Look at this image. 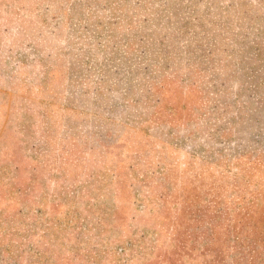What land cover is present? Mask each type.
<instances>
[{
	"label": "rangeland",
	"instance_id": "374dc122",
	"mask_svg": "<svg viewBox=\"0 0 264 264\" xmlns=\"http://www.w3.org/2000/svg\"><path fill=\"white\" fill-rule=\"evenodd\" d=\"M254 244L264 0H0V264Z\"/></svg>",
	"mask_w": 264,
	"mask_h": 264
},
{
	"label": "trees",
	"instance_id": "16d2710c",
	"mask_svg": "<svg viewBox=\"0 0 264 264\" xmlns=\"http://www.w3.org/2000/svg\"><path fill=\"white\" fill-rule=\"evenodd\" d=\"M221 206V205H220ZM221 209H219V213L220 215H217L220 219L221 222H225L226 220H230V211L226 208V207H220ZM191 235V233L189 234ZM212 234H210V236L206 239L209 242H212L211 237ZM192 239V236L190 237ZM205 238V237H204ZM238 240V239H237ZM238 243H240L238 241ZM187 248V247H182ZM208 248H205V254H209L212 253V251L208 250ZM215 253L213 254V259L212 262L208 263V264H226V261L223 257V253L221 251H214ZM233 259L236 258V264H257V263H264V252H260V246L257 244H254V247H249V246H237L234 248V253L229 256ZM170 262L167 259V264H173L174 262L171 261Z\"/></svg>",
	"mask_w": 264,
	"mask_h": 264
}]
</instances>
